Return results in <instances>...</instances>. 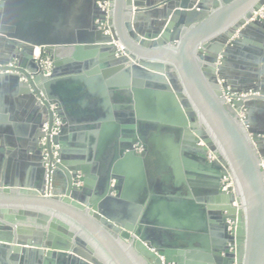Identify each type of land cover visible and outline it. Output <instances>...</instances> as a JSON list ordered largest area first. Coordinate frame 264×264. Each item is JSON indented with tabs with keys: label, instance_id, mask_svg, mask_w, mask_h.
Listing matches in <instances>:
<instances>
[{
	"label": "water",
	"instance_id": "water-1",
	"mask_svg": "<svg viewBox=\"0 0 264 264\" xmlns=\"http://www.w3.org/2000/svg\"><path fill=\"white\" fill-rule=\"evenodd\" d=\"M99 1L97 41L54 46L6 29L0 0V90H24L47 112L33 151L50 181L0 185V264H264V126L254 111L239 117L264 91L230 106L225 94L250 91L223 73L264 21V0H111L110 35ZM157 10L163 27H135ZM54 116L58 156L47 142L46 160L41 129ZM10 121L0 113V153Z\"/></svg>",
	"mask_w": 264,
	"mask_h": 264
},
{
	"label": "crops",
	"instance_id": "crops-1",
	"mask_svg": "<svg viewBox=\"0 0 264 264\" xmlns=\"http://www.w3.org/2000/svg\"><path fill=\"white\" fill-rule=\"evenodd\" d=\"M159 0H136L140 7L157 4ZM94 0H9L7 12L3 18L4 27L10 31H22L26 39L36 43L49 45L89 44L96 42L95 25H99V13L95 10ZM157 14L164 18L161 11L138 14L135 17V27L142 32L157 31V25L149 24ZM244 47L234 59L228 58L223 70L231 89L236 91H264V21L251 27L248 31ZM4 53L0 54L3 56ZM36 60H48L50 55L42 48L34 52ZM21 61L22 59L19 58ZM9 66H14V62ZM11 104L2 105L1 114L11 119L10 136L6 134L5 149L1 152L0 185L8 183L15 186L37 187L42 178L38 175L36 163L39 155L33 151L34 138L37 137L39 125L47 121V112L39 107L24 90L1 91ZM15 94V96H12ZM236 95H246L236 92ZM248 111H254L252 124L259 128L264 126V102L249 100ZM13 104V105H12ZM264 128V127H263ZM5 132L4 128L2 130ZM8 142V143H6ZM55 185V186H54ZM54 191L64 190L65 183L58 177L53 181Z\"/></svg>",
	"mask_w": 264,
	"mask_h": 264
},
{
	"label": "built area",
	"instance_id": "built-area-1",
	"mask_svg": "<svg viewBox=\"0 0 264 264\" xmlns=\"http://www.w3.org/2000/svg\"><path fill=\"white\" fill-rule=\"evenodd\" d=\"M111 0H100L97 5L98 7L100 8L101 12L104 14L105 18H104V21L102 22L101 26L105 29V35H110V29H109V26H108V18H109V15L111 13V4H110ZM256 17H259V18H262L263 17V9H261L256 15ZM114 45L116 46L117 48V54L118 55H123V49L117 44L114 42ZM40 63H41V66H42V69L43 71L49 75L50 72H51V69H52V64L50 61L48 60H45V61H41L40 60ZM222 83H220L221 85ZM250 94L246 95L245 97H248ZM225 98H226V102L228 105L230 106H233V102L234 101H240L242 100L243 98H245L244 96H240V95H236V94H225L224 95ZM52 109L54 107H51ZM239 117L240 119H244V117H242L239 113ZM62 126V123H61V120L59 118H57L56 116H54V119H53V122H52V125L49 126V124L47 122H45V124H43L42 126V133L44 134V137L40 140V145H41V150H42V154L44 156V158L47 160L48 159V149H47V142L50 143V149L53 151V155H54V158H56L58 156V146L53 144L52 143V139L57 137L59 135V132H60V128ZM208 159L210 161H214L216 160L214 155L209 153L208 154ZM262 169H263V172H264V159H261V163H260ZM230 183L229 185L230 186H227V183ZM223 185H224V189H229L231 186H233V184L231 183V181L229 180H225L223 182Z\"/></svg>",
	"mask_w": 264,
	"mask_h": 264
},
{
	"label": "rangeland",
	"instance_id": "rangeland-1",
	"mask_svg": "<svg viewBox=\"0 0 264 264\" xmlns=\"http://www.w3.org/2000/svg\"><path fill=\"white\" fill-rule=\"evenodd\" d=\"M136 17V16H135ZM155 20H153V21H150L149 22V24H154V25H157V28L159 29L160 28V26L161 27H163V22H162V17L161 16H159V14H157V17L156 18H154ZM248 94H250L251 95V93H246V95H248ZM246 95H243V94H240V96H246ZM248 112V109H244V110H242L241 112H240V115L242 116V117H245L246 116V113ZM45 124V123H44ZM39 143H40V141H39ZM230 183L228 182L227 183V186H230L229 185ZM77 185H80V183H78ZM231 188V190L233 191V186H231L230 187Z\"/></svg>",
	"mask_w": 264,
	"mask_h": 264
},
{
	"label": "bare ground",
	"instance_id": "bare-ground-1",
	"mask_svg": "<svg viewBox=\"0 0 264 264\" xmlns=\"http://www.w3.org/2000/svg\"><path fill=\"white\" fill-rule=\"evenodd\" d=\"M36 50V49H35ZM44 184H45V187H47V186H50V181L46 178L45 180H44ZM51 187H52V185H51ZM236 205V204H235ZM236 207V206H235Z\"/></svg>",
	"mask_w": 264,
	"mask_h": 264
}]
</instances>
